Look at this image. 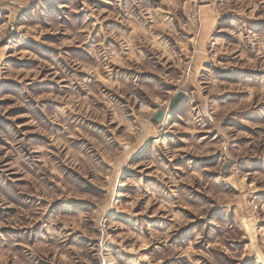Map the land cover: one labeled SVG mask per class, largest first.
<instances>
[{"label":"rangeland","instance_id":"rangeland-1","mask_svg":"<svg viewBox=\"0 0 264 264\" xmlns=\"http://www.w3.org/2000/svg\"><path fill=\"white\" fill-rule=\"evenodd\" d=\"M0 264H264V0H0Z\"/></svg>","mask_w":264,"mask_h":264},{"label":"water","instance_id":"water-1","mask_svg":"<svg viewBox=\"0 0 264 264\" xmlns=\"http://www.w3.org/2000/svg\"><path fill=\"white\" fill-rule=\"evenodd\" d=\"M184 97V93L180 92L178 93L169 103V108L170 109H174L178 103L182 100V98ZM165 116V111L164 110H158V112L153 116L152 122L154 124H160Z\"/></svg>","mask_w":264,"mask_h":264},{"label":"bare ground","instance_id":"bare-ground-1","mask_svg":"<svg viewBox=\"0 0 264 264\" xmlns=\"http://www.w3.org/2000/svg\"><path fill=\"white\" fill-rule=\"evenodd\" d=\"M165 111V110H164Z\"/></svg>","mask_w":264,"mask_h":264}]
</instances>
